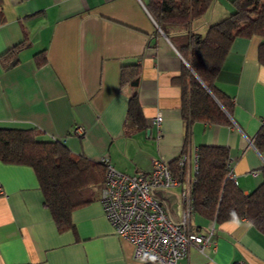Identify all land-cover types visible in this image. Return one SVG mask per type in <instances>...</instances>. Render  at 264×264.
<instances>
[{
    "label": "crops",
    "instance_id": "crops-1",
    "mask_svg": "<svg viewBox=\"0 0 264 264\" xmlns=\"http://www.w3.org/2000/svg\"><path fill=\"white\" fill-rule=\"evenodd\" d=\"M148 2L0 0V55L23 40V30L29 43L17 66L0 65V128H38L45 139H63L73 155L108 158L126 174L149 172L153 159L192 156L199 145L223 146L236 184L249 193L264 168V153L252 144L264 117L259 39H235L217 76L232 102L231 124L195 122L187 131L172 83L183 60L147 12ZM232 12L230 0H214L191 31L204 35ZM43 50L47 61L37 67L33 57ZM131 64L141 68L136 90L144 129L127 118L135 88L119 84L120 67ZM78 126L81 135L74 133ZM0 186V264H140L98 200L73 212L74 230L59 233L29 167L0 162ZM178 194H159L173 219L181 212ZM193 223L204 231L213 226L197 217ZM177 264H264V235L246 220L226 222L215 227L209 246L191 248Z\"/></svg>",
    "mask_w": 264,
    "mask_h": 264
},
{
    "label": "trees",
    "instance_id": "trees-1",
    "mask_svg": "<svg viewBox=\"0 0 264 264\" xmlns=\"http://www.w3.org/2000/svg\"><path fill=\"white\" fill-rule=\"evenodd\" d=\"M213 1L149 0L146 6L183 60L181 71L172 83L180 90L178 110L187 131L195 122L231 124L232 102L219 89L216 80L235 39H259L257 62L264 68V0H230L232 13L210 25L204 35L193 33L192 23L206 13ZM23 36L20 43L0 55L3 70L19 63L18 53L29 44L25 30ZM33 58L37 67L47 61L44 50ZM140 74V66L123 65L119 84L135 88L128 99L127 118L144 129L145 120L136 90ZM252 144L259 154L264 153V117ZM197 156V170L189 192L191 219L188 229L196 234L205 233L206 230L193 223L195 217L212 222L214 230L226 222L246 220L264 235V168L259 185L244 193L230 176L233 173L228 148L199 145ZM0 162L26 166L33 171L43 204L59 233L75 229L74 211L99 201L98 189L101 191L104 181L105 164L82 154L73 155L63 139H45L38 128H0ZM177 162L178 158L168 162V169L180 178L182 173ZM173 189H178V193L182 191L180 187ZM157 194L159 196L160 192Z\"/></svg>",
    "mask_w": 264,
    "mask_h": 264
},
{
    "label": "built area",
    "instance_id": "built-area-1",
    "mask_svg": "<svg viewBox=\"0 0 264 264\" xmlns=\"http://www.w3.org/2000/svg\"><path fill=\"white\" fill-rule=\"evenodd\" d=\"M162 114H157L154 124L159 128ZM81 135L83 129L76 127ZM197 149L192 156L181 153L177 167L180 178L172 175L168 162L153 159L147 173L126 174L117 171L108 158L105 177L101 184L99 202L115 234L131 244L133 259L140 264H177L188 256L191 248L202 252L210 245L213 226L204 234L188 229L191 219V184L197 170ZM234 180V176L230 175ZM180 187L181 212L173 219L157 192ZM2 188L0 186V194Z\"/></svg>",
    "mask_w": 264,
    "mask_h": 264
}]
</instances>
